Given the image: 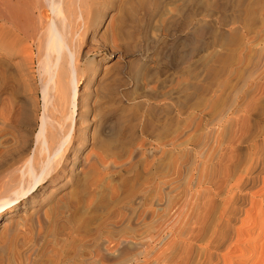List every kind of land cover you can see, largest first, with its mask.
<instances>
[{"label":"bare ground","instance_id":"bare-ground-1","mask_svg":"<svg viewBox=\"0 0 264 264\" xmlns=\"http://www.w3.org/2000/svg\"><path fill=\"white\" fill-rule=\"evenodd\" d=\"M129 1L133 0H121L120 9L125 14L132 16L130 14L131 10L135 12V8L133 9L129 5H134L135 3L130 4L132 2L129 3ZM243 1L220 0L218 2V8L221 11L223 10L224 13L229 8L228 6L234 3L235 12L231 15L229 14V16L227 15L225 19L226 25H236L240 21L239 11ZM90 2L91 0H0V126L6 127L8 125L14 128L15 123H19V125L26 123L23 121L26 117L29 119L28 124L31 123V119H34L35 122L33 131H29L31 134L25 131L26 134H24L18 130L21 134H15L17 135V140L14 145L9 147V149L7 148V151H3L2 153L4 154L0 152V233L3 238H16L24 228L25 230L26 228L31 229L30 227L35 228L37 224L40 226L43 220L49 219L50 208L54 206L70 208L73 194H70L69 189V191H64L57 195V189H54L53 185L55 180L65 176L66 173H74V166L77 165H80L83 169L88 165H91L94 169L100 165L105 166L103 164L105 163L103 153L110 151L111 140L107 139L106 134H104L105 138L101 136V133L104 130L117 129L115 128L116 125L122 128L123 124L110 123L108 119V121L106 120L107 115L110 113V109L107 108L103 111H97L94 121L90 118L92 122H89L85 128L89 129V133L84 129L82 134H80L81 138L78 137L76 139L75 137L78 133L77 125L85 119L82 116L83 114L78 113L79 110L77 111L78 103L82 105V99L85 98H82V94H80L82 90L79 89L78 85L81 82V77H86V74L89 73L86 72L84 75V71L81 69L82 56L80 57L79 52L81 43L79 38L81 36L79 37V35L84 32L81 30L86 26V20L89 17ZM208 3L205 2L206 5ZM257 3H259V0H251L249 2L248 9L246 8V16L244 17L246 22L253 20L252 17L255 14ZM106 22L107 25L108 22H111L110 15ZM112 24L113 21L111 22ZM222 31L219 36L221 37V43H229L231 39H234L232 34L237 32V27L234 26L231 30L224 31L223 29ZM127 33H129V30ZM202 33H204V29ZM32 48L33 50H31ZM33 65L36 68H33ZM188 67L190 72L193 68L191 66ZM113 71L103 72L101 77L97 79L95 87L100 91L104 100H113L115 103L116 94H114L115 92L110 93V85L108 86V83L117 75V70ZM34 72H36L35 75ZM203 73L207 77L206 80L208 78L210 80L216 76V68L208 65L202 66L199 74H196L198 76H195L199 77ZM200 78L203 79L202 76ZM116 85L118 86L119 83ZM241 86H244V84ZM232 87L234 89V86ZM210 88H212L211 83L205 81L204 77V82L202 81V83L192 80L187 81V83L171 89L170 92L163 96H158L152 92L147 94L145 92L144 94L146 98L150 97L155 101V104L152 103L154 123H152L153 125L150 128L151 135L154 137L159 154L165 152V158L167 159L164 162L166 164H163L162 161L160 162L163 156H159V159L156 160L157 162L154 165L156 169V177L154 178L156 185L161 184L162 187L163 185L168 187L172 177H170L172 169L176 168L180 172L185 164H187L185 170L187 168L191 173H197L199 177L207 176L204 180L200 178L195 181L198 183L196 185L198 187L194 191L196 199L193 191L190 192V194L193 193L192 198L196 200V202L193 201L195 205L194 203L192 204L195 206V210L191 208L192 211L190 214L188 213L184 228H181V231L176 229L174 232L171 231V237L164 247L162 246L156 251L154 258L157 264H191L194 252L193 246L196 245L199 249L196 264H220V261L226 263L225 257L223 258L225 251L231 247L240 246L241 248L237 247L236 250L231 248L233 249V251L231 250L232 252L242 248L244 251L241 253L240 250L238 254L232 255L236 257V255L241 253V256H237L240 257L238 260L230 263L264 264V124L262 127L260 126L261 128L259 132L257 131V135L255 134V138L253 137V142L249 140L252 138V123L250 120L252 116L257 114L262 101H264V85H255L251 91H247L248 88L245 92L243 91L244 93L242 96L240 95L241 97L238 100L230 101L231 103L223 105L221 108L216 109L215 112L212 110L213 106L211 107L207 104L206 107L200 108L201 110L199 109L198 113L192 114V111L197 110L202 100L209 95ZM37 92L40 93L41 103L39 105L40 111L36 112L35 116L33 110L34 114L31 115V109L28 111L21 105L22 100L18 96L23 95V93L27 94L28 96L23 97V99L29 102L33 100L30 94L33 95L34 93V95H37ZM96 93L99 94V92ZM211 96H209V99ZM29 103L33 108L32 103ZM86 103L88 104V102ZM107 104L109 102H106L105 105ZM18 105L22 107L21 110H18ZM16 107L18 109L15 111ZM90 108L88 107V109ZM82 109L84 110V108ZM34 116L35 118H33ZM215 124L220 127L218 134L214 135L215 140L219 144V149L217 145L216 150L218 152L215 155L207 153L208 155L210 154L207 157L205 153L208 151L204 152V149L211 144L213 133L210 127ZM131 126L133 125L131 124ZM22 127L21 130H23ZM134 127H131V129ZM3 129L5 130V128ZM191 129L193 132L189 133ZM204 129L206 130L202 132ZM172 130L177 131L175 136H170L171 132H173ZM168 136L169 138L167 139ZM165 137L166 140L164 139L163 141ZM87 139L92 147H96V150L93 149L94 151H91L92 155H89L91 153L88 151L87 153L84 152L85 154L84 156L81 155L82 157L75 156L85 142L88 141ZM247 139L252 142V148L251 150L249 148L250 152L247 150L248 154L245 152L247 156L245 157L242 153L244 150L242 151L240 146ZM117 141L118 144L122 143L120 138ZM113 144L115 146V143ZM118 144L116 143V146ZM176 147H181L183 153L185 152L183 156L186 160L180 165L172 157ZM3 149L6 150L5 147ZM211 152L213 153V150ZM92 167L90 168L92 169ZM195 179H198V177ZM66 181L68 180L66 179ZM192 185H194V182L190 187L195 189L196 186L193 187ZM188 186L189 184L187 183L186 187ZM157 187L159 188L160 185ZM157 187L155 190L158 192ZM161 189L160 191L163 190ZM166 191L164 194L166 202L162 201L164 197H161L162 199L159 198V201L161 200L166 208L170 210L169 204L172 201L170 202L169 196L166 197L168 190ZM245 200L248 203L245 204ZM18 216L21 217L18 218ZM53 219L58 223L62 221L61 217L60 219H55V217ZM239 221H242L240 225ZM236 226L240 227L237 228ZM70 229L66 230L63 227L59 231H63L62 234H65ZM234 240L235 242L240 241V243L236 244ZM61 245L63 244L61 242L58 243L57 240L50 243L48 241V244H46L44 248L45 256L48 257L50 264H60V256H63L61 255L63 251V246ZM135 245L136 242L122 241L120 249L123 252V249H131ZM99 251L102 260L108 256L103 249ZM1 254L2 249L0 247V262Z\"/></svg>","mask_w":264,"mask_h":264},{"label":"rangeland","instance_id":"rangeland-1","mask_svg":"<svg viewBox=\"0 0 264 264\" xmlns=\"http://www.w3.org/2000/svg\"><path fill=\"white\" fill-rule=\"evenodd\" d=\"M219 1L133 0L129 1V3L132 2L130 4L135 3L136 5L129 6L133 9L135 8V12L131 10L130 14L132 16H129V14H125L120 9L121 0H91L86 26L81 30L84 31V34L81 32V35H79V37L81 36L79 38L81 41L79 52L80 57L82 56L81 69L84 71V75L86 72H89L86 74V77H81V82L78 85L79 89L82 90L80 93L82 94V98H85L82 99V105L78 103L77 111L79 110L80 112L78 111V113L83 114L82 116H84L85 121L83 120L80 122L81 125L80 123L77 125L78 133L75 137L76 139L78 137L81 138L80 134H82L89 122L95 120V113L107 108L110 109V113L107 115L106 120L108 119L110 123L116 122V124H123L122 128L116 125L115 128L117 129L104 130L101 133V136L104 138L106 136L107 139L111 140L110 151L103 153L105 157V163L103 164L105 166L100 165L94 169L91 165H88L89 167L85 166L83 169V167L77 165L74 166V173H66L63 176L64 178L61 177L55 180L53 185L54 189H57V195L61 194V192L69 191V189L70 194H73L72 197L74 199L72 198L70 208L60 206L50 208L48 214L49 219L43 220L44 222L42 221L40 226L37 224L38 226L36 225L35 228L30 227L31 229L33 228L32 230L29 228L25 230L24 228L25 231L22 230L23 232L21 231L16 238L6 239L0 233V247L2 249L0 264H50L48 257L45 256L44 248L48 244V241L50 243L55 240L63 244L61 245L63 246L61 253L63 256H60V264H157L154 258L156 251L162 248V246H165L172 235L171 231H179L181 228H184L186 219L192 211L191 208H195L194 202H196V196L194 191L198 187L196 186L198 183L195 181L200 178L204 180L207 176L199 177L197 173H191L187 168L185 170V166L187 165L185 164L183 165V170L180 172L176 168L172 169V174L170 175L172 177L170 178L168 187H164L165 185L162 187L161 184L156 185L154 179L156 177V169L154 168L157 162L156 160L159 159V156H163L160 162L162 161L163 164H166L164 162L167 159L165 158V152L162 153L163 155L161 153V155L159 154V149L156 148L153 139L154 137L151 135L150 128L153 125L152 123H154L152 103L155 104V101L150 97L146 98L144 96L145 92L146 94L152 92L158 96H163L170 92L171 89L178 88L187 83V81L192 80L197 83H202L205 77V81H209L212 88H210L209 95L202 100L199 108L192 111V114H194L198 113L200 108L206 107L207 104L211 107L213 106L212 110L215 112L216 109L221 108L230 101L238 100L248 88L247 91H251L255 85H264V78H262L264 76V0H259V3L256 4L255 14L252 17L253 20L249 22H246L244 17L246 16L248 4L251 0H244L239 11L240 21L236 25H226L225 22L227 15L229 16V14L231 15L235 12L234 3L230 5L231 7L228 6L229 8L224 13L223 10L221 11L218 8ZM205 2H209L208 5ZM109 15L111 22L113 21L112 25L111 22H108V25L106 22ZM234 26L237 27L238 32L232 34L234 37L231 35L234 39L229 41L230 44L228 42L221 43V37L219 36L223 32L222 30H231ZM203 29L206 34L202 33ZM128 30L129 33H127ZM235 38L238 39L236 40ZM190 49L192 50L190 51ZM207 65L216 68V76L210 79L212 82L209 78L206 80L205 73H203L204 76L201 75L203 79L200 78L201 76L196 77L198 76L196 74H199L201 71L202 66ZM188 66L193 68L190 72ZM33 68H36V66L33 65ZM113 70H117L115 77H118L116 79L114 77L108 83V86L110 85L109 92H115L114 94H116L115 103L113 100H104L100 91L95 87L97 79L101 77L103 72L106 71L108 73ZM35 74L36 72H34ZM115 83H119V85L117 86ZM243 84L245 87L241 86ZM232 86H234V89L235 87L237 88L234 90ZM119 90L121 91L120 93ZM96 92H99V94ZM23 95L18 96L22 100L21 105L28 111L31 109L30 114L33 115L35 113L36 116V112L38 113L40 111V93L37 92V95H34V93L33 95L30 94L33 100L29 102L32 103L33 108L26 99H23V97L28 95L24 93ZM118 96L121 98H117ZM209 96L215 99L212 100L211 97L209 99ZM106 102H109V104L105 105ZM86 105H89L88 107H91V110ZM17 107L15 111L18 108V110L22 108L21 106ZM90 118H92V121ZM23 121L27 124L19 125V123H15L14 128L12 127L13 129L8 125L6 126L8 128L0 126V131L3 130L0 132L1 153L7 151L9 147L14 145L18 133L26 134L25 132L29 133V131H33L35 127L34 119H31V123L29 124L28 117L24 118ZM250 122L252 123V138L248 139L253 142V137L255 138V134L257 135L259 129L264 124V101H262L257 114L251 117ZM21 127L23 130H21ZM131 127L134 128L131 129ZM210 128L213 133L212 140H214L213 142L212 140L210 141L213 147L211 144H208L209 146L204 149V152L206 150L208 151L205 153L207 157L210 154L215 155L218 152L216 149H219V144L215 140L214 135L218 134L220 127L218 124H215ZM85 130L89 133V129ZM205 130H202V132ZM173 132H171L170 136L176 135L177 131L175 130ZM192 132L193 130L191 129L189 133ZM104 134L106 135L104 136ZM119 138L122 140L120 144H118L119 140L117 141ZM164 139L166 140V137L163 138V141ZM247 140L240 146L241 150H244L242 153L245 157H247L246 154L252 148V142L249 140L247 142ZM86 142L75 156H84L88 151L91 153L93 149L96 150V147H92L89 140ZM113 143H115V146H113ZM116 143L119 146H116ZM4 147L6 150L3 149ZM212 150L213 153L211 152ZM245 152L247 153L245 154ZM182 153L183 149L181 147H176L172 153V157L174 161H178V165L184 163L186 160L183 156L185 152ZM207 153L210 154L208 155ZM191 177L194 178L192 179ZM196 177L198 179H195ZM189 181L191 182L189 183ZM193 182L194 185L192 186H196L195 189L190 187ZM187 183L189 184L188 187H186ZM159 185L160 187L158 188L157 186ZM156 187L159 194L161 193V196L155 190ZM166 190H168L166 197L169 196L170 202H173H169L170 210L162 202L166 199L164 195L167 192ZM192 191L194 194H190ZM192 194L195 199L192 198ZM161 197L164 198L162 199ZM159 198L162 201H159ZM193 203L194 205H192ZM246 203L248 202L246 201ZM20 217L18 216V218ZM52 217H55V219H60L61 217V223L63 222L65 224L55 222ZM241 222L239 221V225ZM62 226L66 230L71 229L68 232L66 231L65 234H62L63 231H59L63 229ZM236 227L238 228L240 226ZM122 241L136 242V245L131 249H123L124 251L122 252L120 249V243ZM138 243L139 245H137ZM235 243H240V241H236ZM237 247L241 248L240 246ZM237 247L231 248L236 250ZM231 248L225 251L226 254L223 252L225 255L223 258L225 257L226 263L220 261V264H232L233 261L240 258L237 256L244 251L243 248L240 249L241 253L236 255V258L232 255H235V253L238 254L240 250L238 249V251L232 252L233 249ZM100 249H103L108 254L103 260L99 255ZM193 251L194 257L192 256L193 259L191 258V264H196L199 255V249L196 245L193 246Z\"/></svg>","mask_w":264,"mask_h":264}]
</instances>
